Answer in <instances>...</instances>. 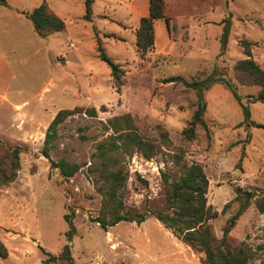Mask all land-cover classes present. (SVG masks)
Masks as SVG:
<instances>
[{
	"label": "rangeland",
	"instance_id": "rangeland-1",
	"mask_svg": "<svg viewBox=\"0 0 264 264\" xmlns=\"http://www.w3.org/2000/svg\"><path fill=\"white\" fill-rule=\"evenodd\" d=\"M43 1L66 23L47 37L36 33L26 15ZM166 2L170 28L164 19L157 22L159 43L145 55L122 27L129 11H149V0H94L92 20L84 18V0L0 4V142L23 148L16 181L0 185V239L9 252L0 264H204L203 253L152 215L141 224L122 221L108 230L94 221L104 200L97 192L99 171L93 169L100 162L97 147L115 135L110 120L126 114L153 155L147 158L137 147L118 151L114 169L122 167L128 175L127 207L165 208L164 175L173 182L184 166L198 163L209 178L208 203L219 211L210 221L218 238L239 209L233 201L237 188L255 194L230 239L252 253L248 264H264V212L256 204L264 191V128L243 124L244 107L227 85L216 83L205 91L207 129L199 125L189 138L184 130L198 107L197 92L182 82H164L178 75L199 81L214 72L231 78L243 96L257 94L258 86L239 81L235 64L248 58L241 44L247 39L264 69V0ZM227 24V49L220 56ZM96 33L125 70L121 85L99 57ZM244 103L252 120L264 124V102ZM92 107L97 116L78 112L58 127L51 158L81 165L75 176L64 178L42 154L47 130L60 110ZM72 213L77 232L70 242L65 216ZM67 244L73 263L50 258Z\"/></svg>",
	"mask_w": 264,
	"mask_h": 264
},
{
	"label": "trees",
	"instance_id": "trees-1",
	"mask_svg": "<svg viewBox=\"0 0 264 264\" xmlns=\"http://www.w3.org/2000/svg\"><path fill=\"white\" fill-rule=\"evenodd\" d=\"M84 3L86 10L84 18L92 20L94 0H84ZM149 3V15L141 18L140 26L136 32V44L142 55L147 54L155 47L156 22L164 19L167 27L170 28L171 21V18L166 15V0H149ZM0 4L7 6L8 0H0ZM26 15L33 23L36 33L41 37H47L66 28L65 20L53 11L46 1H43L31 12H26ZM226 22L230 24L229 18L226 19ZM229 24L226 25V32L222 37L223 46L220 56H223L227 49ZM96 40L99 57L109 65L115 81L121 85L125 70L107 55L101 44V38L97 33ZM241 44L248 58L241 59L235 64L236 76L243 84L258 86L260 89L257 94L243 96L237 84L221 73L213 72L204 80L192 82L179 75L164 79V82H182L186 86L194 88L197 92L198 107L190 125L184 130V134L187 137L194 138L196 136V128L199 125L207 129L205 91L216 83L227 85L244 107L245 120L242 122L243 124L246 123L248 126L256 124L264 128V124L256 123L252 120L249 106L244 103L245 100L249 103L264 102V69L252 57V42L242 39ZM78 112H84L91 117L97 116L95 107L60 110L47 130L42 148V154L50 160L51 167L59 169L64 178L75 176L80 171L81 165L71 163L65 158L55 161L51 158V151L59 137V125ZM110 124L114 129L115 135L111 141L98 145L95 157L100 162L93 166L94 170L99 171L101 180V183L97 186V192L104 196L102 207L94 221L104 230H108L122 221L141 224L147 217L152 215L163 222L166 227L173 231L176 237L189 245L194 251L203 253L202 261L204 264H248L252 258V253L244 244H234L230 239V232L252 203L255 194L250 190L241 187L237 188V195L233 201H239L240 206L237 212L227 220L222 238L216 236L210 224L211 220L218 217L219 211L208 203L207 193L210 182L203 167L198 163L184 166L185 172L173 182H169L168 176L164 175L167 182V206L165 208L146 211L130 209L127 207L124 197L128 175L122 167L114 169L115 163L118 162V151L122 153L124 149L129 151L131 147H137L143 150L147 158H151L153 155L152 152H146L147 142L137 132L133 117L130 114L117 116L110 120ZM118 140H122V142L118 143ZM22 150L23 148L20 146L11 147L0 142V153H2V156L0 155V185L8 186L16 181L21 169L20 155ZM233 201L228 202L224 206L223 212L227 211ZM256 204L264 212V191L262 197L256 199ZM65 217L70 226L66 234L71 242L77 232L73 220L74 216L72 213L66 214ZM8 254L7 246L0 239V256L7 257ZM50 258L64 259L73 263L70 244L64 247L63 252L58 257L50 255Z\"/></svg>",
	"mask_w": 264,
	"mask_h": 264
},
{
	"label": "crops",
	"instance_id": "crops-1",
	"mask_svg": "<svg viewBox=\"0 0 264 264\" xmlns=\"http://www.w3.org/2000/svg\"><path fill=\"white\" fill-rule=\"evenodd\" d=\"M147 15H149V11H143V10L141 11L140 9H134L132 12L129 11L128 16H126V18H130V19H127V20L124 19L123 20L126 28H123L124 27L123 26L122 29L132 33V35L134 37L132 40L133 42L136 41V32L140 26L141 18L144 16H147ZM157 22H156V24H157ZM119 25L121 26V24H119ZM166 26H167V24H166ZM155 30H156V26H155ZM158 43L159 42L157 41V38H156L155 45H158Z\"/></svg>",
	"mask_w": 264,
	"mask_h": 264
}]
</instances>
